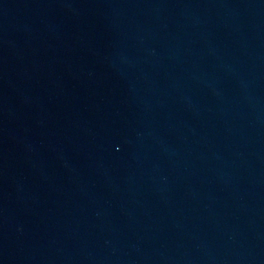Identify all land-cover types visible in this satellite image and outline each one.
I'll list each match as a JSON object with an SVG mask.
<instances>
[{
	"label": "water",
	"instance_id": "obj_1",
	"mask_svg": "<svg viewBox=\"0 0 264 264\" xmlns=\"http://www.w3.org/2000/svg\"><path fill=\"white\" fill-rule=\"evenodd\" d=\"M0 264H264V0H0Z\"/></svg>",
	"mask_w": 264,
	"mask_h": 264
}]
</instances>
